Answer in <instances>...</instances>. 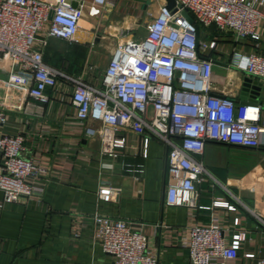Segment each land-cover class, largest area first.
Masks as SVG:
<instances>
[{
	"label": "built area",
	"instance_id": "obj_1",
	"mask_svg": "<svg viewBox=\"0 0 264 264\" xmlns=\"http://www.w3.org/2000/svg\"><path fill=\"white\" fill-rule=\"evenodd\" d=\"M84 6L85 0H0V70L8 74L7 86L15 84L45 103L61 91L63 81L72 83L76 120L87 135L100 136L104 156L117 158L126 148L127 139L121 135L125 129L143 137L144 157L150 137L156 136L167 146L166 204L200 207L198 184L208 174L200 157L207 141L251 148L264 145L262 104L213 93V55L219 41L210 37V28L257 42L264 15L256 0H176L172 9L163 4L146 24L144 35L116 44L101 87L45 60L49 38L78 40ZM197 25L201 28L199 42ZM231 65L264 82V52L254 50L245 64ZM5 108L0 101V190L4 200L42 198L49 171L36 158L23 155L26 138L22 132L3 130ZM128 169L144 171L142 164ZM98 193L101 199L110 200L119 195V189L102 185ZM93 220L96 240L113 256L109 264H159L158 255L149 249L147 236L135 222L98 211ZM189 231L191 237L185 244L193 264H234L247 239L240 216L228 225L215 217L209 225L194 224ZM246 256L255 257V253ZM258 262L264 264V257Z\"/></svg>",
	"mask_w": 264,
	"mask_h": 264
},
{
	"label": "crops",
	"instance_id": "obj_2",
	"mask_svg": "<svg viewBox=\"0 0 264 264\" xmlns=\"http://www.w3.org/2000/svg\"><path fill=\"white\" fill-rule=\"evenodd\" d=\"M50 1V0H49ZM166 0H85L77 41L51 37L44 47L46 62L61 71L81 76L102 86L114 47L119 41L146 33V24L160 13ZM264 15V3L256 0ZM260 39L237 38L210 28L219 41L215 54L213 93L241 99L242 68L254 50L264 52V16ZM102 34L105 45L100 44ZM74 44L87 47L78 57ZM210 54V50L206 52ZM50 64V65H51ZM8 74L0 70V101L6 108L3 130L26 138L23 155L34 157L49 171L42 198L20 197L7 203L0 190V264H109L113 256L95 238L93 214L135 222L147 236L149 249L159 264H193L186 241L189 227L209 225L221 217L227 225L240 216L247 229L234 264H259L264 257V145L251 148L209 140L200 157L208 174L198 184L200 207L169 206L167 146L156 136L149 139L148 156L142 153L143 137L130 129L121 132L126 148L117 158L102 154L99 135L89 136L76 120L71 104L72 83H61L50 102H40L15 84L7 86ZM264 95V90L262 91ZM262 123L264 124V100ZM90 124L98 123L90 121ZM143 165V172L129 167ZM119 189L114 199L103 200L99 189ZM222 203H214L219 201ZM236 210L228 208V204ZM255 253L247 257L246 253Z\"/></svg>",
	"mask_w": 264,
	"mask_h": 264
},
{
	"label": "water",
	"instance_id": "obj_3",
	"mask_svg": "<svg viewBox=\"0 0 264 264\" xmlns=\"http://www.w3.org/2000/svg\"><path fill=\"white\" fill-rule=\"evenodd\" d=\"M141 1L146 4L147 0H137ZM74 6L77 5L76 2L73 3ZM166 5L168 8L172 9L176 5V0H166ZM184 15L193 20L192 16L187 12L184 11ZM52 17V15L50 16ZM201 34V28L197 25V41L199 42ZM242 89H241V99L243 102H259V100H264V95H262V91L264 90V82L254 79L253 77L246 75L243 78L242 82Z\"/></svg>",
	"mask_w": 264,
	"mask_h": 264
},
{
	"label": "trees",
	"instance_id": "obj_4",
	"mask_svg": "<svg viewBox=\"0 0 264 264\" xmlns=\"http://www.w3.org/2000/svg\"><path fill=\"white\" fill-rule=\"evenodd\" d=\"M77 48H76V52H77V55L78 57H84L86 52H87V47L83 46V45H78V44H74ZM45 59L48 61L49 59L45 57ZM50 62V61H49ZM48 62V63H49ZM51 64V63H49ZM52 66H54V64H51ZM56 67V66H54ZM58 68V67H56Z\"/></svg>",
	"mask_w": 264,
	"mask_h": 264
},
{
	"label": "rangeland",
	"instance_id": "obj_5",
	"mask_svg": "<svg viewBox=\"0 0 264 264\" xmlns=\"http://www.w3.org/2000/svg\"><path fill=\"white\" fill-rule=\"evenodd\" d=\"M98 36H99V37H98V41H99V43H100V44L103 43V45H105L106 42L103 40V39H104L103 35H102V34H99Z\"/></svg>",
	"mask_w": 264,
	"mask_h": 264
}]
</instances>
